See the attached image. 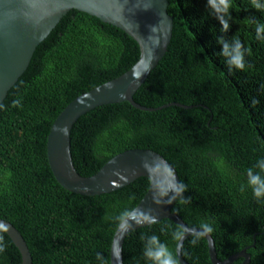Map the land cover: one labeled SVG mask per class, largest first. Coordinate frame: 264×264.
<instances>
[{
  "label": "trees",
  "instance_id": "obj_1",
  "mask_svg": "<svg viewBox=\"0 0 264 264\" xmlns=\"http://www.w3.org/2000/svg\"><path fill=\"white\" fill-rule=\"evenodd\" d=\"M173 20L167 52L134 94L153 108L129 102L96 107L82 115L70 135L76 171L97 172L114 155L131 148L160 153L177 171L191 202L178 199L172 212L189 226L212 223L216 255L224 260L247 248L249 264H264V202L241 191L246 170L264 156V40L255 38L253 19L264 12L248 0H233L226 38L238 37L248 49L245 70L228 72L215 44L218 22L206 0H167ZM243 9H247L246 11ZM195 20V21H193ZM193 21V23H192ZM198 23H197V22ZM137 43L123 30L71 9L38 44L27 69L9 89L0 111V218L25 239L32 264H96L109 260L115 217L132 210L149 186L140 177L116 191L86 196L67 191L54 178L46 154L49 130L77 96L127 71L138 59ZM260 103L250 106L251 98ZM20 98L22 107H12ZM170 103L191 106L182 108ZM162 107L161 109H158ZM166 227L164 234L160 228ZM170 219L131 231L122 246L123 264H145L141 236L155 232L170 247ZM182 230V229H181ZM183 231V230H182ZM6 245L0 264H22L20 251L0 229ZM182 245L191 264H212L205 238ZM242 258L232 264H241Z\"/></svg>",
  "mask_w": 264,
  "mask_h": 264
},
{
  "label": "water",
  "instance_id": "obj_2",
  "mask_svg": "<svg viewBox=\"0 0 264 264\" xmlns=\"http://www.w3.org/2000/svg\"><path fill=\"white\" fill-rule=\"evenodd\" d=\"M167 6V0H0V103L27 69L38 44L71 9L95 16L123 30L138 45L137 61L118 77L77 96L58 114L47 136L48 164L61 187L86 196L110 193L140 177L148 178V189L131 214L138 215L139 211H145L155 216L157 222L161 219L172 220L186 234L179 242L182 247L189 236L198 234L199 227L189 226L172 212L175 200L167 203V197L158 195L171 186L173 178L179 180L175 168L160 153L143 148L127 149L110 158L94 174L82 176L74 167L70 150V135L75 122L96 107L126 101L140 110H155L137 103L134 94L167 52L173 27ZM170 105L191 107L181 103L162 107ZM64 126H67V134L61 131ZM156 199L160 203L154 202ZM129 223L131 226L127 231L117 227L112 236L110 264H123L122 246L125 237L131 231L148 225L134 221ZM0 229L7 233L20 251L22 264H32L30 250L18 229L2 218ZM203 238L207 241L212 264H232L239 258L243 259L241 264L250 263L247 248L221 260L216 255L212 236ZM114 255L119 259L114 260ZM180 264L191 263L181 256Z\"/></svg>",
  "mask_w": 264,
  "mask_h": 264
},
{
  "label": "clouds",
  "instance_id": "obj_3",
  "mask_svg": "<svg viewBox=\"0 0 264 264\" xmlns=\"http://www.w3.org/2000/svg\"><path fill=\"white\" fill-rule=\"evenodd\" d=\"M251 9L257 12H264V0H248ZM206 9L208 15L213 17L219 24L218 32L220 35L215 36V44L219 46V51H214L213 56L222 57L224 65L229 73L233 70H245L247 65L245 56L248 54V49L243 45L238 37L233 36L231 39L226 38L231 25L235 23V19L231 15L233 8V0H206ZM247 10V9H243ZM195 21V20H193ZM192 21V23H193ZM197 22V21H196ZM198 23V22H197ZM254 25L255 38L258 41L264 40V21L259 19L251 20ZM261 92H264V84L260 85ZM260 101L253 97L250 100V106L255 107ZM12 107H22L20 98L14 99L11 102ZM5 110V105L0 103V111ZM67 134V126L61 129ZM147 168L148 166L145 165ZM250 190L251 196L258 202H264V156L259 157L256 162L246 170V182L241 186V191ZM188 187L185 183L173 178L171 186L158 195L167 197L165 202L171 203L178 199L181 204H188L191 202V197L185 196ZM154 202L160 203L159 199ZM115 221L117 226L122 230L127 231L131 226L129 221H134L137 224L152 225L157 223L156 217L152 216L150 212L139 211L138 215H132L131 210L125 209L116 215ZM166 227L160 228V233L164 234ZM214 232L212 223L204 222L198 229V234L191 239V244L195 246L202 237L211 235ZM185 232L181 229H175L171 232V240L177 244L175 248L161 239V236L152 232L141 236L142 241V256L145 264H180V257L183 255L182 247L179 242L185 238ZM6 245L3 237L0 236V254L5 251ZM114 260L119 257L114 255ZM96 264H109V261L104 256L103 252L95 254Z\"/></svg>",
  "mask_w": 264,
  "mask_h": 264
}]
</instances>
